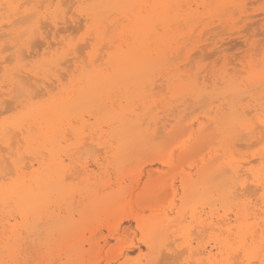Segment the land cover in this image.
<instances>
[{
    "label": "rangeland",
    "instance_id": "rangeland-1",
    "mask_svg": "<svg viewBox=\"0 0 264 264\" xmlns=\"http://www.w3.org/2000/svg\"><path fill=\"white\" fill-rule=\"evenodd\" d=\"M23 1L20 2L21 4L20 3L19 4L23 5L22 3L25 2ZM28 1L30 2V0ZM32 1H31L32 3L30 2L29 4V2H27L24 5L26 4L36 5V6L38 5V7H36L37 9L35 10L37 12L38 17H44L45 14H46L45 17H48V19L42 20L41 23H39V25L41 24V26L45 27L46 29L44 28L42 29V27L41 28L39 27L37 33L39 37L36 34L34 36L36 37V39L33 37L35 40L30 39L31 42H29V40L27 42L26 40L24 43H28V44L25 45L24 43L20 44L18 48V45L15 43V41L12 38L13 36L10 35L9 33L10 31L8 30L11 27L6 23L4 24L6 27L5 26L3 27L6 29L2 27V30L0 31V37L1 35H3L2 36L3 39L0 38V43H1L0 44V51H1L0 52V62H1L0 83L4 87H2V89L0 88V93L3 91L4 92L8 91V86H6L5 84H7L8 82L7 76L9 72L12 71L14 67H15L14 70H17L18 72L20 71L19 73H21L22 76L23 75L25 76L24 78H26L27 76L26 78L28 80V81L26 80L27 83L29 82V84L30 83L32 85L34 84L33 85L34 87L30 84L31 85L30 87H33L32 88L33 95L34 97L36 96L34 99L32 98L33 99L32 102H38L37 105H40L39 103H45L51 101L53 102L55 100H58L59 97L63 96L67 91L72 90L75 87V85L79 84L77 82H80L79 81L80 80L79 78L81 76L80 73H84V72L87 73L91 71L94 72L97 69L98 70L96 72L100 70H104L103 72L110 73L114 70L113 68L116 65L113 63L116 61V59H114L115 60L114 61L113 58H116V52L118 48L120 49V47L124 46L123 48L124 50H126V48L129 45L127 43H129V41L131 40V36L129 32H122L124 29V26L122 24L128 23L127 21H125L124 18L125 13H121L118 10H113V9H110L109 11H107L106 9L103 10L101 9L102 12L104 10L106 12L104 11L103 14L101 12L99 13L100 15L99 14L97 15L99 17L102 16L101 18L97 17L94 14L95 12L93 11L92 8L96 5L98 6V4L100 5L102 0H76V1L66 0L67 2L65 1V6L62 5L63 4L62 2H64V0H62V2H60L61 0H48V1L44 0L41 1L42 7H39V5L41 6L39 1L36 0H32ZM49 1L50 2L52 1L51 2L52 5L50 4ZM149 1L150 3L156 2V0L154 1L137 0V2H135V5L139 4V6L136 5L137 8L140 9L142 8L141 10L145 12L146 10L149 9L142 5L150 4ZM1 2L2 5L0 7L4 8L3 6L6 5L5 0H1ZM218 3L219 2H216L215 0L214 1L211 0L210 6L204 4H202L204 5L202 6L200 0L197 1L192 0L188 5L184 3L183 6L185 5L184 7L186 8L184 7L182 8L183 9L182 11H184L183 13L184 14L189 13L191 17L187 18L186 21L173 23L172 31L173 30L174 31L170 32L169 34V36L171 37L169 39L170 40L173 39V40L169 43V46L167 44H161V45L158 44L161 49L165 50L163 62L164 64L165 63L166 64L165 65L163 64V66L158 68L159 70L155 69L154 71L156 72L154 71L152 72L153 76L151 75V85L148 88H146V90L142 87L134 86L130 88L129 92H127L126 94L123 92V96L120 95V92L117 91V88H115L116 90L114 89L109 90L111 91L108 92L110 96L107 94L108 99H106V96H104L105 98L103 101V104L105 103L104 106L106 107V109L107 110H113L115 108L118 109L120 108V105L127 106L128 103L131 102L129 108L131 107L137 108L138 110L136 109V111L137 113H139V116L146 118V121L142 120L144 121V125H149V127H154L152 123L153 117L157 115L162 119L165 117V114L174 113L175 115H177L179 110L188 107L189 105L188 103H190V106L192 108L183 112V114L180 115V117L179 115H177L176 120L173 117H170L167 128L171 129L173 126L184 124L188 122L189 119L191 118H195L196 120L195 122L197 125L201 120L205 122L207 121V118L202 114V112H206L207 110V107L205 106H207L209 101L207 99L208 97L206 94L209 91H211L210 83H212L214 79L217 81H221L223 78H225L227 83L229 81L231 82L233 81L232 84L238 88L237 90H239V94H238L239 97L236 96L235 100L239 103V106L242 105L244 107L243 110H248L246 111L245 115H247L249 111L252 109L254 112L253 115H255L257 118L255 122L258 124L261 111H264V70H262V68L264 69V0H242V1L234 0V2L232 0L231 3L225 5V7L228 6L231 7H228L225 10L223 9V11H221L218 8L219 7ZM234 3L241 6L244 5L245 3V7H243V11L239 10V8L241 9V6H237ZM68 7L71 8L69 11L67 10ZM233 7H235V9ZM199 9L201 10V12H198ZM2 10L4 12L5 9ZM2 10L0 9V13H3ZM23 10L24 9H22L21 11ZM57 12H60L58 20H61L63 23L60 21H59L60 24L52 22L51 18L54 17ZM239 12L242 13L239 14ZM81 13H84V15H81ZM222 13L225 15V17ZM121 14L123 15V19ZM128 14L127 16L131 19L132 18L131 13L128 12ZM5 15L6 12L4 13V15L2 14V16ZM17 16L15 15V18L13 17V19H16ZM89 17L93 19L96 25L97 24L102 25L104 30L106 31L108 30V32L111 31L113 32V34L115 33L114 31H116L115 33L116 38H118L117 42L115 41L112 43V40L109 39L111 37H112L111 39H113L114 35L112 34L113 36H110L111 32H109L110 34L106 32L107 44L104 42L94 43L93 41L89 40L87 43L81 42L82 46L81 44L79 46L78 44H75L74 46L77 49H75L73 46L71 52L69 54H66L64 48L65 44L69 41H73V39L74 40L78 39L80 31L82 29H87L88 27L87 21ZM113 21L114 22L117 21V23L120 26V27L118 26L117 30H116L117 26H115L116 23L114 24ZM109 25L110 27H112L113 30H111ZM111 25H113L116 28L114 29V27ZM175 27L176 29L178 28L177 29L178 32L175 30ZM196 27L197 29H195ZM157 28H158L157 32H159V34L160 33L162 34L164 32L161 26L159 27L158 25ZM42 32H45V34ZM193 32L194 34H192ZM122 33H124L123 35L125 38L123 37ZM6 34L8 37H6ZM108 35L110 37H108ZM195 35H198V37ZM45 36H47L48 39ZM169 39L168 41H170ZM7 41L8 43H6ZM110 43L113 46H108L110 45ZM104 44H106L108 48L107 46H104L106 48L103 47L102 48L103 52H101L102 51L101 47ZM153 44L152 46L156 47L155 42H153ZM35 45L37 47H33ZM3 46L4 48H7L4 49V52H2ZM85 46L88 48H86ZM98 46L100 47L98 48ZM30 47L33 48L34 51ZM13 48L16 50H14ZM74 49L77 51H75ZM222 49L225 51H223ZM20 50L21 51L23 50L22 52L24 53H22V56L25 58L21 60L20 65H16L14 62H12L10 63V65L8 64L6 66L5 65L6 59L9 60L10 62L13 60L12 52L21 53ZM38 51H39V55H38ZM181 51L184 52L183 55L180 54ZM36 52L37 54L35 55L34 53ZM89 52H91V55L89 54ZM165 52H167V54ZM83 53L85 54V56ZM44 54L47 56H44ZM52 56H54L55 58ZM76 56L79 59H76ZM83 56L86 58H84ZM83 59L84 60L86 59V61H84ZM178 61L180 62V64ZM26 62L29 65L26 66L27 64ZM56 62L59 63L58 66H56L55 64ZM99 63H103L101 64L102 66L99 65ZM43 66L47 68L45 69ZM181 66L182 68H180ZM104 67L105 68L107 67L109 69L107 68L105 69ZM68 69L70 72L68 71ZM227 69H231V70H227ZM261 71L263 72L261 73ZM70 73H72V75ZM230 73L232 74V76L229 75ZM30 76H32V78ZM210 76L212 78H210ZM28 77H30L32 80L30 78L28 79ZM59 77L61 79L60 82L57 79ZM63 78H65V80ZM37 80L40 81L36 82ZM46 82L49 85H47ZM170 82H173L175 85L177 84L191 85L197 83L198 87L200 88H202L203 85L206 84V87L203 88L204 90L202 89L204 94H202L197 98H195V96L194 97L172 96V93L175 92V89L172 88V86L169 84ZM44 87H46V89ZM55 87L56 89H53ZM2 98L5 99L4 101H6L7 99V101L5 102L6 104L4 103V106L2 108L3 110L2 112L0 110V113H3L6 109L9 110H7L8 113L7 111H5L4 114H0V124L3 121L12 120L13 117L19 116L20 112L25 108L26 105H28L27 101L21 100L22 98L21 99L18 98V100H20L18 102V100L17 101L15 100L17 98H12V95L10 94L2 95ZM127 98H132V101L129 102ZM204 99L206 100L205 101L206 103L203 104L201 102L202 100L204 102ZM12 103L14 105L10 106ZM202 104L203 106L205 105L204 106L205 108L200 107L202 106ZM107 105H109V108ZM152 107L153 109H155L156 107V110L150 113V110L151 111L153 110ZM10 108H12V110ZM81 109L83 110V112L81 111ZM81 109L78 111L73 109L72 115L69 118V120L68 121L65 120L63 122V127L68 129L66 130V132L68 133L67 138L69 139L68 143L75 142V139L71 134L72 128L75 127L83 131L84 133L83 137H89L91 134H93V132L95 134V131L99 133L100 129L102 128L104 130L109 131L108 123L100 118V114L98 113L96 106L94 107L93 105H86V106H82ZM147 110L149 111V114L146 112ZM247 118H248L247 128L243 130V133L240 136L242 137L241 138L242 140L235 142L236 144L232 150V153H227V155H224L222 158V163H225L228 160H230L231 158L230 156H233V153H235L234 154L235 157H233V159L236 158L235 160L239 161L242 165H244L246 167V170H248L249 167H252V161L258 162V159L255 160L254 158H258L259 146H260L259 145L260 131L258 128L259 125L257 126L258 130L256 134L255 132H253L255 131L256 123H255V127H252L250 124L251 118L248 115ZM179 120L182 121L183 123L179 122ZM158 121L159 120H157V122ZM159 125L157 127L160 129L161 126ZM15 131H18L19 134L15 133ZM12 135H14L15 138ZM10 136H11V140H13V141L10 140L13 144V146L11 145L12 150L13 148H18L19 146H22L21 147L22 149L20 150L21 152L23 151L22 154L24 156L23 157L24 166L22 169L23 172L17 171L15 166L10 162L9 165L11 166L13 165L12 166L13 169L11 166H9V168L11 167L9 170L12 169V171H14V173L11 172L12 176L10 175L12 178H16L17 176H19L21 172H22L21 174L29 177L31 175L30 173H32L34 169L39 167L38 165L39 161H41L42 159H49V153L45 147L40 148L41 151L37 154V157H39L37 159H35L36 156H33L32 154L25 152V146H24L25 144L23 142L21 131L19 129H13L11 131ZM182 137L183 136L180 135V133H176L166 138L164 145L162 147H159L158 148L159 150L157 151L148 152L143 149L133 151L131 154H128L125 160L121 163L115 160L116 158L114 156L115 154L114 146H116V144H114L112 147H110L108 143L102 145L85 144L83 146L85 148L76 144L71 145L70 146L71 150L68 149L69 151L67 150V152L64 153L63 155L65 176L66 178L68 177V174L71 176V177L69 176L65 180V182L68 185V188L71 189L70 191L71 193L66 199L63 200L58 198L56 195L51 196L50 211H54L55 214L58 215V217L65 216L67 218H73L76 228L67 229L65 232L62 233L56 231L52 235V237L47 235L46 232L42 231V233L38 236V238L36 237L35 240L33 239L34 237L25 238L22 241V246L20 249L21 253L19 257L15 262L10 264H18V262L19 264H26V262H29L30 260L33 261L34 264H60L61 262L66 263L68 254H70V261L72 264H127L128 262L134 263L141 259L144 260L145 257L148 256L149 250L145 242V236L141 228L139 227V223H137L136 219L133 218V216L139 215L140 220L153 221L154 219L163 217L165 213L170 216L174 215V212L170 209L171 204L173 203V196L171 192L172 185L174 184V187L177 188V190H179V193H181L180 184L182 177L183 175L187 173H191L192 171L190 166L186 164V160L191 156H195V154L201 150L200 146L199 148L196 147L194 138H192V140L190 141L183 142ZM86 139L87 138H84V141H87L86 143H91L90 139L87 140ZM1 146H3L2 147L3 149L7 148V146L2 142H0V147ZM14 150H16L15 152L19 154L17 149ZM14 150L13 153L15 154ZM6 151L8 152L9 150ZM256 152L258 153L255 154ZM13 153L11 154L13 155ZM158 153H165L167 156H169L170 157L169 162L167 163L161 162L158 159L159 157ZM220 153L221 154L223 153L222 150L220 151ZM11 154L7 155V157L11 156ZM95 155L104 162L105 166L107 165L106 168L103 167L102 169L96 164V161L94 160ZM15 156L16 155H13V158L17 159L18 157ZM30 156H32V158L35 160H31ZM106 157H108V159H106ZM85 162L87 163V165H89L87 166L86 170L83 169V165H84L83 163ZM32 163L34 166H32ZM26 167H29L30 169L29 168L26 169ZM142 170H145V173L141 175V182L139 183V185H137L134 188L132 185H134L133 183L136 181V178L141 174ZM147 170L154 172L155 178L149 179L146 175ZM66 172L68 173L67 175ZM106 172L111 176V186L117 192V196L111 197L107 203L101 204L98 201L97 197L93 196L92 191L94 190L97 191L95 183L98 181H99L98 183H100V179L102 175L103 176L106 175L107 174ZM243 173H247L248 175L249 172L246 171ZM249 175L251 174L249 173ZM79 183L82 185H79ZM248 185H252L251 187L253 188L251 189ZM247 186L249 187L248 189H251L252 192L253 191L255 192L257 188L259 190L256 191L257 193L255 192L256 194L254 192L253 194L250 192V190L249 193L248 189L246 188L244 192V190H240L241 189L240 187L238 188L236 187L235 189H237L238 192V193L236 192L238 194L237 196L238 199L234 201L233 204L237 205L238 203H242L243 201H247V202L249 201L250 206L255 205V207L257 208V212L259 213V217L257 218V221L260 224H263L264 215L261 214V203H263V201L261 200V195L262 192H264V189H260L261 187L253 183L252 179H249L247 181ZM239 195H241V197ZM252 195H254V197ZM178 197L179 196L177 195V197L175 198V201L177 203H179ZM236 205H233L232 207L234 210H236ZM218 207L220 209L219 211L223 212V209L225 208L223 203L217 204L216 208ZM209 210H210L209 207H206V211L208 213ZM15 215H16L15 213L10 212L8 209H5L2 212H0V217H1L0 218V255H1L0 262L9 254L8 250L6 249L2 250V247L4 246L5 242L8 241L7 233H5L2 224L4 223L8 228L9 226L7 220H10V223H14L16 221L14 219ZM232 215L233 212L231 213V216ZM233 217L234 215L232 216V218ZM185 223H188V220ZM116 229L117 230L119 229V231H116ZM111 232H114V234H111ZM178 238H177L178 243H182L185 241V238L182 237V235H179ZM206 241L207 239L205 237L204 242ZM93 242L95 243L99 242V244L95 247H92ZM193 244L196 245L195 241ZM47 245H51V248L50 249L47 248L48 247ZM206 245L208 246V244ZM60 248L61 251L58 252ZM50 252H52L53 254L51 255Z\"/></svg>",
    "mask_w": 264,
    "mask_h": 264
},
{
    "label": "bare ground",
    "instance_id": "bare-ground-1",
    "mask_svg": "<svg viewBox=\"0 0 264 264\" xmlns=\"http://www.w3.org/2000/svg\"><path fill=\"white\" fill-rule=\"evenodd\" d=\"M22 1L23 0H12V1L11 0H5V3L6 4L15 3V4L20 5L21 4L20 2H22ZM24 1H23L24 3H22L23 5L27 2H29L28 0H24ZM31 1L32 0H30V2ZM36 1H39L41 4V1H44V0H36ZM65 1L66 0H64V2H62V0H61L60 2H62L63 3L62 5L65 6ZM152 1H154V0H152ZM188 1L189 0H156V2H153V3L151 2L152 4L149 1L150 4L142 5V6L147 7L149 9V10H146L145 12H143L141 10L142 8L141 9L137 8L136 5L139 6V4L135 5V2H137V0L136 1L135 0H102L100 5L97 2L98 6L96 5L92 8L93 11L95 12L94 14L96 16L102 12L101 9L102 10L106 9L107 11H109L110 9H113V10H118L121 13H125L124 18H125V21H127L128 23L122 24L124 26V29L122 32H129V34L131 36V40L130 41L128 40L129 43H127L129 45L126 48V50H124V48H123L124 46L120 47V49L118 48V50L116 52V58H113V60L116 59V61L114 60L115 62L113 63L116 66L115 67L112 66V67H114L113 68L114 70L112 72L105 73V72H103L104 70H100V71L96 72L98 69L94 72L91 71L92 73L91 72H87V73H85V72L80 73L79 72L81 75L79 78L80 82H77L79 84L75 85V87L72 90L67 91L63 96L59 97L58 100H55L53 102L51 101V102L39 103L40 105H37L38 102H32V100L36 97V96L34 97L33 92L31 95H22L21 90L19 89V87L17 85L18 80L22 79L23 81L26 82L27 76H26V78H24L25 76L24 75L22 76L21 73H19L20 71L18 72L17 70H14L15 67L13 68L12 71L9 72V74L7 76L8 82H7V84H5L6 86H8V91L7 92L3 91L0 93V110H1V112L3 110L2 108L4 106V103L7 101V99H6V101H4L5 99L2 98V95H9L10 94V95H12V98H17V99H15L16 101L18 100V98H20V99L22 98L21 100L27 101L28 105H26L25 108L20 112L19 116L13 117L12 120L3 121L0 124V142H2L3 144H5L7 146L6 149L5 148L3 149L2 148L3 146L0 147V212H2L5 209H8L10 212H13L16 214L14 216V219L16 220L14 223H10V220H7V223L9 226L8 228L6 227V225L4 223L2 224V227L5 230V233H7V239H8V241L5 242L4 246L2 247V250H5V249L8 250L9 254L7 257L4 256L5 258L3 260H1V262H7L9 264L15 262L21 253L20 249L22 246V241L27 237H34L33 239L35 240L36 237L38 238V236L42 233V231L46 232L47 235L52 237V235L56 231L57 232L59 231L60 233H62V232H65L67 229H75L76 228L73 218H67L65 216H63V217L59 216L58 217V215H56L54 211H50V207H51L50 197L51 196L56 195L58 198L63 200V199H66L71 193L70 192L71 189L68 188V185L65 182V180L70 175L67 173L68 172V169H67L66 175L68 174V177L66 178V176H65V173H64L65 172V170H64V156H63L64 153H66L68 149L71 150L70 149L71 145L76 144V145H80L83 147L85 144L102 145V144L108 143L109 146L112 147L114 144H116V146H114L115 147L114 156L116 158L115 160H117L119 163H121L125 160L126 156L128 154H131L133 151L143 149V150L148 151V152H153V151L159 150L158 148L162 147L164 145L165 139L176 134V133H180V135L183 136L182 137L183 142L190 141V140H192V138H194L195 143H196V147L199 148V146H200L201 150L198 153H196L195 156H191L186 160V164H188L190 166L192 171H191V173H187V174L183 175L182 180H181V184H180L181 193H179V190H177V188L174 187V184L172 185V188H171L172 191L171 192H172V196H173V203L171 204L170 209L174 212L173 216L167 215L165 213L163 217L154 219L153 221L140 220L139 215L133 216V218L136 219L137 223H139V227L141 228V230L145 236V242H146V245L148 247L149 254L147 257H145L144 260L141 259V260H138L134 263L128 262L127 264H216V262L223 261L225 259L226 255H227V251H228V249L225 246H226L228 241H236L237 239H240L244 236H251V234H255V244L257 246L259 245L260 233L262 230H264V220H263V224H260L257 221V218L259 217V213L257 212V208L255 207V205L250 206L249 201L248 202L243 201L242 203H238L237 205L233 204L234 201H236L238 199L237 198L238 192H237V189H235L236 187L237 188L240 187L241 188L240 190H244V192H245V188L246 189H248L249 187L251 189L253 188V187H251L252 185H248L249 186L248 187L247 183L245 184L242 180V175H247V173H243V172H246V171L248 172V170H246V167L244 165H242L239 161H236L235 160L236 158L233 159V157H235V155H234L235 153H233V156H230L231 157L230 160H228L225 163H222L223 156L227 155V153H232V150L236 144L235 142L242 140L241 139L242 137H240V136L242 135L243 130L247 128V124H248V118H247V115H245L246 111H248V110H243L244 107L242 105L239 106V103L235 100V97L238 96V94H239V90H237L238 88L232 84L233 81L232 82L229 81L227 83L225 78H223L221 81H217L214 79L212 81V83H210L211 91H209L206 94L208 97V98L207 97L206 98L208 99L209 102H208L207 106L204 105L205 107H207V110H206V112H202V114L207 118V121L205 122V121L201 120V121H199V123L197 125L195 122L196 121L195 118H191V119H189L188 122H186L184 124H179L177 126H173L171 129L167 128L170 117H173L176 120L177 115H179V117H180V115H182L183 112L192 108L190 106V103H188L189 104L188 107H185L184 109L179 110L177 115H175L174 113H172V114L169 113L170 115L165 114V117L162 118L163 120L159 116L156 115L155 117L152 118V120H153L152 123H153L154 127H149V125H144V121H146V118L139 116V113H137V111H136L137 108H132V107L129 108L130 103H131L130 101H132V98H127V100L130 102V103H128L127 106H121L120 105V108H118V109L115 108L113 110H107L106 107L104 106L105 103L103 104V101L105 98L104 96H106V99H108L107 94H108V92H111L109 90H112V89L116 90L115 88H117V91H119L120 95L123 96V92L126 94L127 92H129L130 88H132L134 86H139V87H142L146 90V88H148L151 85V75L153 76L152 72L155 69L160 68L164 64L163 57H164V51L165 50L161 49L159 45L167 44L169 46V43L173 40V39L172 40L169 39V38H171L169 36L170 32L174 31V30L172 31L173 23H179L181 21H186L187 18L191 17V15L189 13L184 14L183 13L184 11H182L183 10L182 8L185 6V5L183 6V4L185 3L186 5H188L192 0L189 1V3H188ZM200 1H201V5L204 4V5L210 6V4H211V0H200ZM215 1L219 2L218 8L221 11H223V9L225 10L228 7H231V6L225 7V5H227L228 3H231L232 0H215ZM2 2L0 0V6L2 5ZM30 2H29V4H30ZM51 2H50V4H51ZM233 2H234V0H233ZM204 5H202V6H204ZM235 5L241 6L238 4H235ZM37 7H38V5H37ZM39 7H42V4H41V6L39 5ZM235 7H233V8L235 9ZM243 7H245V3H244V5L241 6V9L239 7L238 8H239V10L243 11ZM68 8H67V10L69 11L71 8H69V9ZM184 8H186V7H184ZM0 9L2 10L5 8L0 7ZM21 10L18 13H16L15 15L17 16V14H18V16L20 17V19L22 21L26 15V12H27V14H30L33 11V9H27V10L24 9L23 11H21ZM2 12H3V10H2ZM5 12H6V15L2 16V14L4 15ZM103 12H102V14H103ZM126 12H127V14H128V12L131 13V15H132V16L130 15L132 17L131 19L127 16ZM198 12H201V10L199 9ZM232 12H234V11H232ZM73 13H74V11H73ZM240 13H242V12H239V14ZM194 14H195V11H194ZM15 15L10 16L9 11H7V10H4L3 13H0V18L3 19V20L0 19V31L2 30V27L5 26L4 25L5 23L8 24L11 27L10 29H8L10 31L9 33H10V35L13 36L12 38L15 41V43L18 45V48H19L20 44H23L26 40H27V42H28V40H29V42H31L30 39L31 40L34 38L36 39V37H34V36L38 33L37 28L42 27V29L43 28L46 29L45 27L41 26V24L34 26L31 23H16V19H13V17L15 18ZM45 15H44V17H45ZM97 17H99V16H97ZM101 17H99V18H101ZM224 17H225V15H224ZM58 19H59V17H58ZM108 19H110V18H108ZM122 19H123V15H122ZM3 21H4V23H3ZM9 21H12V23L9 24ZM59 21L62 22L61 20H59ZM78 22H79V20H78ZM115 23H116L115 26H117V28L113 26ZM114 24L111 26H113L114 29L116 28V30H117L119 24L117 23V21L114 22ZM195 24H197V23H195ZM97 25L99 26V24H97ZM158 25H159V27L161 26L164 30V32L162 34L161 33L159 34V32H157V29H158L157 26ZM46 26H48V25H46ZM107 26H108V24H107ZM178 26H176V27H178ZM197 26H199V25H197ZM222 26H223V24H222ZM109 27H110V25H109ZM176 27H175V30L177 31L178 28L176 29ZM183 27H185V26H183ZM110 28H111V30H113L112 27H110ZM4 29H6V28H4ZM195 29H197V27ZM106 32H108V30ZM109 32H111V31H109ZM114 32L116 33V31H114ZM9 33H8V35H9ZM42 33L45 34V32H42ZM115 33L113 34V32H111V35H110V36L114 35L113 39H114V37L116 39V40L115 39L113 40V39H111L112 38L111 37L109 40H112V43L115 41L117 42V39H118V38H116ZM123 34L124 33H122V35ZM192 34H194V32ZM195 34H198V33H195ZM118 35H120V34H118ZM2 36L3 35H1L0 38H2ZM37 36H38V34H37ZM110 36L108 35V37H110ZM195 36L198 37V35H195ZM6 37H8L7 34H6ZM45 37H47V36H45ZM123 37H124V35H123ZM190 37H192V36H190ZM47 39H48V37H47ZM168 39L170 41H168ZM4 40H6V39H4ZM121 40H123V39H121ZM153 42H155L156 47H153L154 46ZM3 43H5V42H3ZM6 43H8V41ZM42 43H43V41H42ZM16 44H14V45H16ZM25 44H28V43H24V45ZM44 44H45V41H44ZM63 44H65V43H63ZM80 44L81 43H79L78 46ZM106 44L102 45L101 49L104 46H107ZM152 44H153V46H152ZM4 46H5V44H4ZM4 46H3L2 52H4V49H7V48H4ZM81 46H82V44H81ZM108 46H113V45L110 43V45H108ZM108 46H107V48H108ZM164 46H166V45H164ZM7 47H8V45H7ZM31 47H32V45H31ZM33 47H37V46L35 45ZM99 47L100 46H98V48ZM195 47H196V44H195ZM74 48H75V46H74ZM86 48H88V47H86ZM104 48H106V47H104ZM8 49H10V48H8ZM31 49H33V48H31ZM45 49H47V48H45ZM75 49H77V48H75ZM112 49H113V47H112ZM14 50H16V49H14ZM22 51H21V54L24 53ZM33 51H34V49H33ZM75 51H77V50H75ZM78 51H80V50H78ZM182 51L180 53L181 55H183V53H184ZM223 51H225V50H223ZM101 52H103V49ZM167 52H165V53L167 54ZM12 53L14 54L15 52H12ZM77 53H79V52H77ZM34 54L36 55L37 52ZM38 55H39V51H38ZM79 55H78V57H79ZM44 56H47V55L44 54ZM58 56H59V54H58ZM84 56H85V54H84ZM32 57H33V55H32ZM52 57H54V56H52ZM78 57L76 56V59H79ZM6 58H7V56H6ZM84 58H86V57H84ZM165 58H166V56H165ZM167 58H168V56H167ZM180 58H182V57H180ZM71 59H72V57H71ZM183 60H184V58H183ZM183 60H180V61H183ZM188 60H189V57H188ZM12 61L10 63H12ZM84 61H86V59ZM257 62H258V60H257ZM10 63H9V65H10ZM73 63H75V62H73ZM55 64H56V66L59 65L58 62H56ZM97 64H98V62H97ZM101 64H103V63H99V65H101ZM179 64H180V62H179ZM27 65H29V64L27 63L26 66ZM60 65H62V64H60ZM49 66H50V64H49ZM104 66H106V65H104ZM166 66H168V65H166ZM44 68L46 69L47 67H44ZM180 68H182V66ZM260 68H261V66H260ZM107 69H109V68H107ZM70 70H72V69H70ZM175 70H177V69H175ZM227 70H231V69H227ZM262 70H264V69L262 68ZM68 71H69V69H68ZM185 71H188V70H185ZM154 72H156V71H154ZM262 72L263 71H261V73ZM70 74L72 75V73H70ZM27 75H29V74H27ZM229 75L232 76L231 73ZM36 76H38V75H36ZM30 77L32 78V76H30ZM30 77H28V79ZM183 78H184V76H183ZM210 78H212V77L210 76ZM57 79L59 82L61 81L60 77ZM63 79L65 80V78H63ZM235 79H238V78H235ZM40 80H37L36 82H38ZM206 80H207V78H206ZM206 80H204V81H206ZM158 81H160V80H158ZM52 83H51V85H52ZM131 83H134V84H131ZM199 83H200V81H199ZM27 84L29 86L32 85L31 83H30L31 84L30 85L29 82ZM169 84L172 86V88L175 89V92L172 93V96H182V97H187V96H189V97L193 96L194 97L195 96V98H197V97L201 96L202 94H204L202 89L204 87H206V84H204L203 87L200 88V87H198L197 83L191 84V85H188V84H186V85H184V84L175 85L173 82H170ZM47 85H49V84L47 83ZM161 85H163V84H161ZM2 87H4V86L0 83V88L2 89ZM33 87H31V88H33ZM35 88H36V86H35ZM44 88L46 89V87H44ZM207 88H208V86H207ZM53 89H56V87ZM41 90H40V92H41ZM49 91H50V89H49ZM36 93H37V91H36ZM125 94H124V97H125ZM205 99H204V102L202 100L201 103H203V104L206 103ZM116 100H119V99H116ZM12 101H10V102H12ZM19 101L20 100H18V102ZM13 103L10 106H13L14 105ZM203 104H202V106H200L201 108H205L203 106ZM86 105H93L94 107L96 106V109L98 110V113L100 114V118L108 123L109 131L104 130L102 128V129H100L99 133H97L95 131V134L93 132V134H91L89 137H83V134H84L83 131L81 129L75 127V128H72V133H71L75 139V142L74 143H68L69 142L68 141L69 139L67 138L68 133L66 132V130H68V129L63 127V122L65 120L66 121L69 120V118L72 115L73 109L78 111L82 108V106H86ZM7 106H9V105H7ZM107 106L109 108V105H107ZM156 107H155V109H153V107H152L153 110L152 111L150 110V113L154 112L156 110ZM7 108H9V107H7ZM10 109L12 110V108H10ZM149 109H150V107H149ZM7 110H9V109H6L5 111H7ZM251 110L249 111V113L252 112L254 114L253 110L252 111ZM5 111L3 113H0V114H4ZM81 111L83 112L82 109H81ZM259 111H261V110H259ZM146 112L149 114L148 110ZM7 113H8V111H7ZM76 113H79V112H76ZM255 118H256V116H255ZM142 120H144V121H142ZM157 120H159L160 122L159 121L157 122ZM185 120H186V118H185ZM179 122H182V121L179 120ZM158 123L161 125H159ZM158 125L161 126L160 129L157 127ZM258 125H259V123L258 124L256 123L255 131H253L256 134H257V130H258L257 129ZM86 126H88V125H86ZM13 129H19L21 131V136H22L23 142L25 144L24 145L25 146V152L30 153L33 156H36L35 159L39 158V157H37V154L41 151V149H40L41 147H45L49 153V159H42L41 161H39V164H38L39 167L34 169L32 171V173H30L31 175L29 177L21 174L23 172L22 169L24 166V164H23V157L24 156L22 154L23 151L21 152V150H20V149H22L21 148L22 146H19L18 148H13V150L17 149L19 154L17 152H15L16 150H14V152H15V154H14L13 150L11 148V145L13 146L11 141H13V140H11L10 134H11V131ZM15 133L19 134L18 131H15ZM12 136H14V135H12ZM14 138H15V136H14ZM84 138L90 139L91 143H86L87 141H84ZM19 140H20V138H19ZM14 141H15V139H14ZM79 148H81V147H79ZM83 148H85V147H83ZM6 150H9V151L7 152ZM221 150L223 152L222 154L220 153ZM11 153H13V155H16L18 158L17 159L13 158V155ZM257 153L258 152H256L255 154H257ZM9 154H11V156L7 157V155H9ZM155 155H157V154H155ZM158 155H159L158 159L161 162H163V163L169 162L170 157L167 156L165 153H158ZM80 156H82V155H80ZM30 157H31V160H35L32 158V156H30ZM106 159H108V157H106ZM254 159L256 160L258 158H254ZM94 160L96 161V164L100 168L103 169V167L104 168L107 167V165L105 166L104 162L101 159H99V157H97L96 155H95ZM10 162L15 166L17 171H22L19 174V176H17L16 178L11 177L12 176L11 172L14 173V171H12L13 165L12 166L9 165ZM35 164H36V162H35ZM83 164H84L83 169L86 170L87 166H89V165H87L86 162ZM244 164H246V163H244ZM9 166L12 167L11 170H9L11 168V167L9 168ZM32 166H34L33 163H32ZM27 168H29V167H26V169ZM144 173H145V170H142L141 174L136 178V181L133 183L134 185H132L134 188L137 185H139V183L141 182V175ZM146 175L149 179L155 178V173L150 171V170L146 171ZM248 175H249V173H248ZM98 182L95 183L97 191L94 190L92 192H93V196L97 197L98 201L101 204H105L109 201V199L111 197L117 196V192L111 186V176L108 173L104 176L102 175V177L100 179V183H98ZM255 184L257 186L258 185L260 186L258 178H256ZM79 185H82V184L79 183ZM251 189H248V192L250 190V192L253 193L254 191L252 192ZM254 190H256V189H254ZM258 190L259 189L257 188L256 191H258ZM249 193H248V195H249ZM177 195L179 196L178 197L179 203H177L175 201V198L177 197ZM241 195H243V194H241ZM241 195H239V196L241 197ZM252 196L254 197V195H252ZM219 203H223V205L225 206V208L223 209V212L219 211L220 210L219 207L216 208L217 204H219ZM263 203H264V201H263ZM233 205H236V210H234L232 208ZM206 207H209V209H210L209 213L206 211ZM232 212L234 215L233 218H232L233 215L231 216ZM3 219H4V217H3ZM187 220H188V223H185ZM6 230H7V232H6ZM116 231H119V229L118 230L116 229ZM111 234H114V232H111ZM179 235H182V237L185 238L184 242H182V243L177 242V238L179 237ZM205 237L207 239L206 242H204ZM194 241H195L196 245L193 244ZM252 242L253 241L251 239L248 240L249 244H251ZM98 244H99V242H97V243L93 242L92 247H95ZM206 244H208V246ZM47 246H48L47 248H49V249L51 248V245H47ZM54 251H56V250H54ZM60 251H61V248L58 250V252H60ZM50 254L52 255L53 253L50 252ZM67 257L68 258H67L66 263H62L60 261L61 262L60 264H72L70 261V254H68ZM233 257H235L234 252H233ZM239 259L241 261H243L244 257L241 256V257H239Z\"/></svg>",
    "mask_w": 264,
    "mask_h": 264
},
{
    "label": "snow or ice",
    "instance_id": "snow-or-ice-1",
    "mask_svg": "<svg viewBox=\"0 0 264 264\" xmlns=\"http://www.w3.org/2000/svg\"><path fill=\"white\" fill-rule=\"evenodd\" d=\"M5 10L9 11V15H15L21 9H33L30 14H27L23 19H20L19 16L16 18V23H31L34 26L38 25L42 20L48 19V17H38L37 12L35 11L36 5H18L15 3H9L3 6ZM59 7V6H58ZM84 15V13H81ZM59 12L56 13L54 17L51 18L53 23H59L58 20ZM12 21H9L11 24ZM39 29L37 28V31ZM89 40H92L94 43L107 42V33L104 30L102 25H96L91 17L88 18V27L87 29H82L79 33V37L76 40L69 41L65 44V53L69 54L75 44L81 42L87 43ZM91 55V52H89ZM24 57L21 53L13 54V61L16 65H20L21 60ZM10 61L6 60L5 65L7 66ZM17 85L21 90L22 95H31L33 89L22 79L17 81ZM251 117L250 124L252 127H255V116L253 113L247 114ZM259 131H260V140H259V156L258 162L252 161V167H249L248 172L251 175H242V180L246 184L249 179H252L253 183L256 182V178L259 179L261 189H264V111H261L259 118ZM261 200L264 201V192H262ZM261 214L264 215V203H261ZM251 239L253 242L248 243V240ZM228 251L225 259L223 261H218L216 264H264V230L260 233V243L257 246L255 244V234L251 236H244L236 241H228L225 246ZM233 252L235 257H233ZM244 257L243 261L239 257ZM0 264H7V262H0ZM19 264V262H18ZM26 264H34V262L29 261Z\"/></svg>",
    "mask_w": 264,
    "mask_h": 264
}]
</instances>
